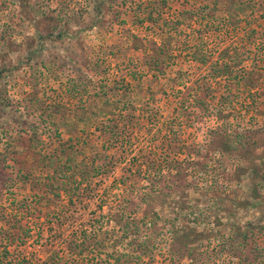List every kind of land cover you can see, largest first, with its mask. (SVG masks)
<instances>
[{
  "label": "rangeland",
  "instance_id": "1",
  "mask_svg": "<svg viewBox=\"0 0 264 264\" xmlns=\"http://www.w3.org/2000/svg\"><path fill=\"white\" fill-rule=\"evenodd\" d=\"M261 13L229 0H0V264H264ZM70 157L110 167L74 205L63 188L46 194ZM67 211L109 246L124 211L155 247L136 252L127 236L131 258L101 245L51 258L71 256ZM9 222L32 229L13 256Z\"/></svg>",
  "mask_w": 264,
  "mask_h": 264
},
{
  "label": "trees",
  "instance_id": "2",
  "mask_svg": "<svg viewBox=\"0 0 264 264\" xmlns=\"http://www.w3.org/2000/svg\"><path fill=\"white\" fill-rule=\"evenodd\" d=\"M229 3L232 6H234L235 3H238L240 6L247 7L251 11H253L255 8L258 9L259 7V10L262 11L261 15L264 18V0H229ZM198 15H200L201 20L203 21L207 20L206 23H209L211 19L214 22V19H216V18L208 17L207 16L208 14L204 11H202V14H198ZM229 17L230 18H227L228 21L226 19H223V21H225L229 25L235 26L236 28V23L233 20L234 14H232ZM211 25H214V23H212ZM202 35L203 34H201L198 37L199 43H195L194 44L195 46L193 45V47L195 48L194 55L196 58L200 57L203 54L202 52L204 50V46L206 43V40L204 39V36ZM248 41H249L248 43L250 44H253L257 41V35L255 31L253 34H250V33L248 34ZM163 46L165 47L166 45H163ZM170 57H171L170 54H166L167 60L170 59ZM237 58L240 60L239 62L242 61L239 57ZM197 59L200 60L202 63H206V59L204 58L202 59L197 58ZM156 63L159 64V62H156ZM256 79L257 77L255 79L253 78V82H255ZM109 132H111L110 133L111 137L109 139H112V137H115L113 130H110ZM73 156L75 157L76 155L73 154ZM70 158L72 159V162L74 163V165L70 166V168H68L69 169L68 171L62 169L60 171L61 178H54L51 184L46 183V187L48 188L50 187V189L46 192V194L49 195L50 193H53L52 191H54V195H56L58 199H61L60 189L63 188L65 189L64 191L68 193L67 196L69 195V198H70L69 201L71 202V204L74 205V202H73L74 197H76V199H79V200H82L83 198L82 197L83 193L80 194L78 190L82 189V187H86V189H89L92 184L91 180L101 177L104 174H107L110 167L108 166L107 163L96 164V163H90V162H87V163L82 162L81 164V162H78L76 158H72V157ZM112 165H115V164H112ZM59 180L62 181L63 187L55 186L54 183H57V181ZM57 190L59 191L56 192ZM53 201L51 202L50 200V203H54ZM65 215L66 216H64V220H65L64 222L67 223L66 224L67 228H70V229L72 228V231H71V234H69V238L68 239L65 238V240L63 241L67 245V249L69 250V253L71 256H67V257L60 256L59 252L57 251L54 255L51 256V258H86L87 255L89 256V253L94 255L95 251H98L100 249V245L104 248L111 247L114 249L113 252L106 254L108 258H131L134 252L129 253V251H127L126 249L122 252L119 249L120 247L119 242L122 245L123 241L126 239L125 237L127 236L130 238L132 247L136 246L134 248L136 249V252L141 251L142 254L146 255L147 253H151V251H153L155 247L153 246L152 248L148 242H143L140 240V237H141L140 234L143 231V229L145 230L148 223L146 224L145 220H135L132 218L129 219L128 216L124 214V211L123 213L119 214V220L116 221V223L120 225L119 227L121 229L122 235L118 239H116L114 243L110 244V246L107 244V240L109 239V237L107 236L108 234L103 231L102 226L100 225L96 226L94 225V222H89L90 224L81 222L77 218H74L75 217L74 215L69 214L68 211L65 212ZM64 222H62L59 225V227H62L63 225L65 226ZM49 229L52 230L53 228L50 227ZM1 232H3V237H4L3 240L6 241L5 245L3 246L4 254L9 255L11 253L9 248L14 246L15 242H18L21 245L27 242V239L31 237L32 229L24 228L23 226H20L13 222V224L11 223L6 229L2 230ZM58 234H59V238L63 236L61 232H58ZM39 235H42V233L39 232L38 236ZM119 239L120 241H118ZM16 247H19V245H17ZM0 248H1V245H0ZM11 255L13 256L12 253ZM136 257L141 258L139 255H136ZM12 258H24V256L23 257L22 256L12 257Z\"/></svg>",
  "mask_w": 264,
  "mask_h": 264
}]
</instances>
